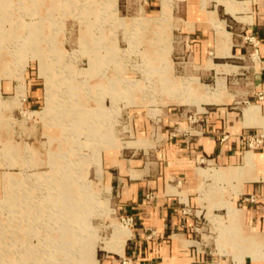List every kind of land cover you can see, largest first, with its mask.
Returning a JSON list of instances; mask_svg holds the SVG:
<instances>
[{"label": "rangeland", "instance_id": "374dc122", "mask_svg": "<svg viewBox=\"0 0 264 264\" xmlns=\"http://www.w3.org/2000/svg\"><path fill=\"white\" fill-rule=\"evenodd\" d=\"M151 2L160 15L147 19ZM180 3L0 0V264H101L107 256L122 264L115 230L131 236L132 227L122 225L106 188L105 155L152 158L167 129H189L168 126L170 109L189 117L226 103L230 93L246 105L247 96L235 92L244 76L206 75L184 53ZM214 23L227 49L230 36ZM27 69L39 74L45 98L32 108ZM247 155L256 170L253 152ZM197 166L212 175L199 173L206 180L193 193V239L205 257L227 260L229 246L245 245L228 223L240 215L228 205L239 186L228 192L218 168ZM255 242L246 245L256 249ZM211 262L202 264H219Z\"/></svg>", "mask_w": 264, "mask_h": 264}, {"label": "crops", "instance_id": "0c3cea01", "mask_svg": "<svg viewBox=\"0 0 264 264\" xmlns=\"http://www.w3.org/2000/svg\"><path fill=\"white\" fill-rule=\"evenodd\" d=\"M180 2L177 7L181 32L177 38L184 43V53L206 75L215 72L244 76L240 78L242 86L235 92L246 95L248 101L240 106L242 102L232 101L235 96L230 93L226 103L204 108L202 123L194 127L201 129L203 135L190 137L185 135L187 129L179 134L167 129L162 143L150 151L152 158L137 157L135 153L105 155L106 188L113 193L118 211L134 219L123 253L138 264H202L205 259L219 264H264V146L249 150L244 144L250 135H264V0ZM160 10L161 5L158 8L151 2L144 14L149 16L147 19L156 18ZM214 19L225 26L230 36L227 49ZM250 36L255 37L257 46L246 40ZM211 62L218 65L212 68ZM40 80L37 72L27 69L28 108L45 103ZM165 116L170 128L174 123L189 125L188 114L177 108ZM249 152L254 154L256 170L246 165L252 160ZM201 159L207 168L216 167L224 178H229V183L221 182L228 192L232 185L239 186V195H233V203L228 205L237 208L240 215L237 220L229 216L228 223L230 228H238L236 234L245 245L242 251H233L234 247L229 246L230 253L224 254L227 260L205 257L200 243L193 239L197 215L192 214L190 204L193 193L206 180L199 174L204 168L197 166L203 165ZM250 197H255L256 202L247 200ZM252 240L258 241L255 245L259 247L251 250L246 244ZM113 258L107 256L101 264H117Z\"/></svg>", "mask_w": 264, "mask_h": 264}, {"label": "built area", "instance_id": "2783aa9c", "mask_svg": "<svg viewBox=\"0 0 264 264\" xmlns=\"http://www.w3.org/2000/svg\"><path fill=\"white\" fill-rule=\"evenodd\" d=\"M246 40L248 42L252 43L254 46H257V42H256V39L254 36L247 37ZM201 114L202 113L198 112V113L193 114L187 118L190 126H189V129L186 131V134H185L186 136L197 137L199 135H203V132L201 129H198V130L194 129V127L196 125L202 123V119L200 117ZM244 144H245V146H247V148L249 150L261 148L264 146V135L263 134L250 135L246 138ZM200 163L204 164L205 160L201 159ZM247 200H250L252 202H256L255 197H250ZM121 223H122V225L130 228L134 225V219H133V217H130V216H123V217H121ZM121 263L122 264H138L135 259H132V258L126 257V256H124L122 258Z\"/></svg>", "mask_w": 264, "mask_h": 264}, {"label": "bare ground", "instance_id": "6f19581e", "mask_svg": "<svg viewBox=\"0 0 264 264\" xmlns=\"http://www.w3.org/2000/svg\"><path fill=\"white\" fill-rule=\"evenodd\" d=\"M7 1V0H6ZM46 1V0H45ZM49 2V1H48ZM47 2V3H48ZM8 4V3H7ZM36 5V4H35ZM7 7H9L10 6V4L9 5H6ZM50 11V10H49ZM38 25V24H37ZM46 26V25H45ZM33 27V26H32ZM37 27V26H36ZM34 28V27H33ZM36 35V34H35ZM47 38V37H46ZM201 173H202V175H206V176H209V175H212V172L210 173H206V172H204L203 170H201ZM215 174V173H214ZM221 176V175H220ZM20 182V181H19ZM115 237H116V242H117V250H121V252L123 251V249H124V247H125V245H126V243H127V241H128V239H129V237H130V231L128 230V229H119V228H117L116 230H115ZM115 242V243H116ZM257 256H255L254 255V257L253 258H256Z\"/></svg>", "mask_w": 264, "mask_h": 264}]
</instances>
